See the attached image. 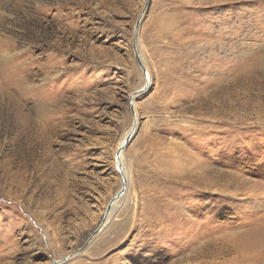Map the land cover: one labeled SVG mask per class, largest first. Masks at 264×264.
I'll list each match as a JSON object with an SVG mask.
<instances>
[{
    "label": "rangeland",
    "instance_id": "obj_1",
    "mask_svg": "<svg viewBox=\"0 0 264 264\" xmlns=\"http://www.w3.org/2000/svg\"><path fill=\"white\" fill-rule=\"evenodd\" d=\"M145 4L0 0V264H264V0Z\"/></svg>",
    "mask_w": 264,
    "mask_h": 264
},
{
    "label": "water",
    "instance_id": "obj_2",
    "mask_svg": "<svg viewBox=\"0 0 264 264\" xmlns=\"http://www.w3.org/2000/svg\"><path fill=\"white\" fill-rule=\"evenodd\" d=\"M148 7H149V0H146L145 7H144V9L142 11V14H141L140 18L138 19V22H137L136 27H135L134 40H133L136 59H137L138 63L140 64V67L142 68V70H143V72H144V74L146 76V84H145V86L143 88L139 89L138 91H136V93H142V92L146 91V87H148L147 85L149 83L148 70L146 69V67L144 66V64L142 62V54L140 52V37H139L141 24H142V22L144 20V17L146 15ZM132 102H134V97L131 98V106H132V112H133V116H134V124H133L131 130L128 132L124 142L118 147L117 152H116V163H118L117 167L120 170V172L122 174V178H123V185H122L121 190L118 192V194L116 196V199L121 197L126 192V189L129 186L128 179H127L126 174H125V172L123 170V167H122L123 165L119 161V157H120V155H122L123 151L126 149L128 144L130 143V141L133 139V137H134V135L136 133L137 127H138V120H137V117H136L137 115H136L134 104ZM114 201H115V198L111 201V203H110V205H109V207L107 209L108 211L110 210V208H111V206H112ZM104 221H105V219H104ZM98 233H99V229L95 233H93V235L89 238V240L87 241L85 247L90 244V242L94 239V237ZM84 248H81L79 250V252H81ZM74 254H76V253H74ZM69 258L70 257H68L66 260H68ZM64 260L54 261V262H52L50 264H61L62 262H65Z\"/></svg>",
    "mask_w": 264,
    "mask_h": 264
},
{
    "label": "bare ground",
    "instance_id": "obj_3",
    "mask_svg": "<svg viewBox=\"0 0 264 264\" xmlns=\"http://www.w3.org/2000/svg\"><path fill=\"white\" fill-rule=\"evenodd\" d=\"M148 83V82H147ZM149 84H150V76H149V83H148V85L147 86H149ZM146 89H148V87H146ZM137 117V116H136ZM125 140V139H124ZM124 142V141H123ZM123 157H122V155H120V157H119V161L121 162V164L123 165L122 167H123V170H124V172H125V174H126V177H127V179H128V183H129V186H130V181H131V178H130V174H129V172H128V170L126 169V167L124 166V159H122ZM118 164V163H117ZM119 200H115V203L112 205V208H111V211L109 212V216H108V218H107V220H106V222H105V226L108 224V223H110V222H112V220L114 219V217L118 214V212L120 211V209L122 208V206L124 205V198H118ZM107 217V216H106ZM106 219V218H105ZM104 226V227H105Z\"/></svg>",
    "mask_w": 264,
    "mask_h": 264
}]
</instances>
